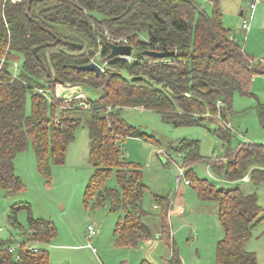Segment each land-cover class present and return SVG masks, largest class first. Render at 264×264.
Segmentation results:
<instances>
[{"label": "trees", "instance_id": "trees-1", "mask_svg": "<svg viewBox=\"0 0 264 264\" xmlns=\"http://www.w3.org/2000/svg\"><path fill=\"white\" fill-rule=\"evenodd\" d=\"M212 4L213 11L208 14L196 0H0V60L8 62L14 53L23 58L22 71L16 77L6 69L0 71V189L13 193L23 188L14 174L13 159L29 143L37 169L48 175L50 156L55 164H62L75 127L82 125L88 130L92 167L85 204L94 201L110 211L122 210L113 231L119 245L133 247L139 240L149 239L148 214L141 208L147 187L141 170L125 162L121 154L124 138L148 141V135L128 124L122 109L151 110L175 126L200 125L204 119L198 114L219 109L226 112L235 93L250 94L253 77L264 76L261 62L246 54L235 39L230 40L232 34L223 26L218 1L212 0ZM104 33L125 38L133 47L135 62L109 59L111 43ZM150 50L175 54L159 59L138 53ZM97 53L106 62L104 71L95 74L77 69L90 63ZM57 83L86 86L102 94L90 101L89 109L65 108L54 98ZM37 88L47 90L51 101ZM258 109L262 116L264 106ZM78 111L85 113L81 116ZM55 117L58 123L53 122ZM214 133L223 141L229 140L228 128L220 126ZM174 147L184 153L189 185L198 198L216 204L223 232L215 247L216 263L256 264L255 254L245 248L252 228L263 216L256 193L217 187L194 175L190 166L203 159L196 141L183 140ZM227 155L226 162L208 161L215 174L228 180L247 175L254 185L264 181V144L241 143ZM111 173L117 189L104 185ZM153 199L161 209L157 216L160 234L171 250L166 264H182L166 223L171 204L163 196L153 195ZM22 207L28 213L27 226L21 228L22 239L48 244L56 234L54 224L34 219L28 206ZM15 210L9 222L19 227ZM8 243L0 240V264H50L45 248L32 252L24 244L16 257L8 252ZM140 264L151 263L142 260Z\"/></svg>", "mask_w": 264, "mask_h": 264}, {"label": "rangeland", "instance_id": "rangeland-1", "mask_svg": "<svg viewBox=\"0 0 264 264\" xmlns=\"http://www.w3.org/2000/svg\"><path fill=\"white\" fill-rule=\"evenodd\" d=\"M196 1L208 14L212 13V0ZM217 1L223 26L230 31L245 53L255 61H260L264 67V0H260L253 11L250 27L246 32L240 26L242 17L239 15L242 10L247 18L250 17L244 0ZM141 39L145 40V36ZM94 56L99 60L98 54ZM22 63L20 54H12L8 60L10 71L15 75L20 74ZM60 85H55V91L61 90L65 84L62 87ZM81 89L89 101H94L102 94V91L96 92L86 86H81ZM249 93H235L231 107L226 112L219 109L218 112L198 114L204 119L200 125L175 126L151 110L141 107L122 109L123 119L148 135V141L134 137L124 138L121 154L125 162L133 163L141 170L142 180L147 187L142 196L141 208L148 214L145 223L151 231L149 239L139 240L133 247L119 245L113 231L118 218L123 214L122 210L110 211L106 205H96L94 201L85 204L84 191L92 167L88 157V130L79 125L74 129L73 140L67 147L64 162L55 164L50 156L49 174L46 176L37 169L30 143L25 150L15 155L13 170L23 188L13 193L0 189V240H9L8 244L15 247L17 252L21 247L19 245H24L21 228L27 226L28 213L22 207L25 205L34 219L51 221L56 228V234L48 244L31 243L48 251L50 264H140L143 259H149L154 264H166L171 250L160 234L157 216L161 209L153 199V195H156L165 197L171 204L166 214V223L181 263L217 264L215 247L223 232L216 204L201 201L192 185H177L174 181L179 167L189 168L188 163H183L184 153L176 152L174 146L183 140L196 141L203 159L190 166L194 175L206 178L217 187H238L245 193H256L263 216L252 228L245 248L255 254L256 264H264V181L254 185L249 178L247 181L242 178L228 180L215 174L208 163L226 162L230 158L227 153L234 152L241 143L264 144V114L260 116L258 112L259 105L264 106L263 75L253 77ZM29 107L30 101L27 99V112ZM81 112L84 111L77 113L82 116ZM217 113H221L222 120L225 119L228 124L230 136L227 141L221 140L214 133L215 129L222 126L219 120L221 118L216 117ZM160 152L167 156H162ZM184 178L188 176L185 175ZM104 185L118 188L114 173L108 176ZM154 205L157 206L156 209ZM14 209H17L14 216L19 227H14L9 222ZM88 226H92L96 233L90 240L95 253L87 248Z\"/></svg>", "mask_w": 264, "mask_h": 264}, {"label": "built area", "instance_id": "built-area-1", "mask_svg": "<svg viewBox=\"0 0 264 264\" xmlns=\"http://www.w3.org/2000/svg\"><path fill=\"white\" fill-rule=\"evenodd\" d=\"M245 2L247 5V9L250 12V17L247 18V15L245 14L242 17L240 26H241L242 30H244L246 32V31H248V29L250 27L251 15H252L253 11L255 10L257 4L260 2V0H245ZM104 35L106 36L107 40L111 43V46H113V45H115V46L129 45L125 38H111V37H108L106 33H104ZM229 38H230V40L234 39L232 36H230ZM154 51H156V50H154ZM97 54H99V53H97ZM133 54H134V52H133V47H132L131 53L129 55H119L116 57L119 58L120 60L124 61V62L133 63V62H135V57ZM116 57H114V58H116ZM90 62L95 63L99 67L100 72L105 70L106 62L105 61L102 62V60L100 58H99V60H97V57L94 56L90 60ZM15 68H16V64H15ZM5 69L8 70V72L10 73L12 78L16 77V75L10 71L8 62L2 59V60H0V71L5 70ZM60 86L62 87L63 85L61 84ZM57 88H59V87H57ZM36 91L39 94H42L43 96H45L49 102L51 101L50 93H48L47 90H44L43 88H37ZM54 98L58 101L63 102L65 104V106H62V107H65V108H80V109L86 110V109H89L91 107L90 101L88 100V98L83 93L81 86H78V85H72L71 86L69 84H65L63 86V88H61V90L56 89V91H55V89H54ZM106 109H107V111H109L110 106H107ZM216 117H218V119L221 118L219 120H220L222 126L228 128L227 122L225 121V119L222 120L223 117L219 113H217ZM53 122L58 123L59 122L58 117H55L53 119ZM160 154L162 156H167L166 153H163V152H160ZM185 175H186L185 167H179L178 173L174 178L175 183L177 185H179L181 183H184L185 185H189L190 181L188 178H184ZM242 179L245 181L248 180V178L246 176H244ZM154 208L156 209L157 206L154 205ZM86 231H87V237L86 238L88 241L87 248L91 249V251L93 253H95L96 252L95 249L93 247H91V245H90V240L96 235V233H95L92 226H88ZM31 243L32 242L24 243L25 248L29 251H32V252L37 251L38 247L31 245ZM20 246H22V245H19V247ZM7 250H8V252L15 254V256L17 257V255H16L17 251H16L15 247L9 245Z\"/></svg>", "mask_w": 264, "mask_h": 264}, {"label": "water", "instance_id": "water-1", "mask_svg": "<svg viewBox=\"0 0 264 264\" xmlns=\"http://www.w3.org/2000/svg\"><path fill=\"white\" fill-rule=\"evenodd\" d=\"M155 18L159 21L162 22L163 20L161 18H159L156 14L154 15ZM71 45L75 48L80 49L81 45L77 44V43H71ZM132 50V46L131 45H120V46H111V51L108 55V58H114L116 56L119 55H129L131 53ZM140 55H145V56H149L152 58H170L173 57L175 52L174 51H154V50H150V51H142V52H138ZM78 70L81 71H89V72H94L95 74H98L99 72V67L95 64V63H88L86 65H82V66H78L77 67ZM165 161V160H164Z\"/></svg>", "mask_w": 264, "mask_h": 264}, {"label": "crops", "instance_id": "crops-1", "mask_svg": "<svg viewBox=\"0 0 264 264\" xmlns=\"http://www.w3.org/2000/svg\"><path fill=\"white\" fill-rule=\"evenodd\" d=\"M244 2H245V0H244ZM246 3V2H245ZM246 13H244V11H240L239 12V15H241V17H243L244 15H245ZM252 17H253V13H252V15H251V19H252ZM231 34V33H230ZM231 36H233V35H231ZM247 178H248V176H246ZM183 212V210L181 211V212H179V213H182ZM169 259V258H168ZM143 260H147L148 262H150L151 264H154L151 260H149V259H143ZM167 262V261H166Z\"/></svg>", "mask_w": 264, "mask_h": 264}]
</instances>
